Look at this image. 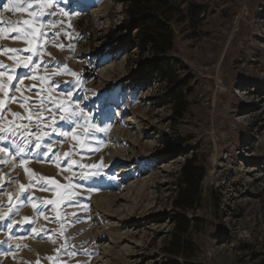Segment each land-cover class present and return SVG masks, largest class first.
Instances as JSON below:
<instances>
[{"label":"rangeland","instance_id":"1","mask_svg":"<svg viewBox=\"0 0 264 264\" xmlns=\"http://www.w3.org/2000/svg\"><path fill=\"white\" fill-rule=\"evenodd\" d=\"M172 1L181 14L163 67L189 102L179 120L149 49L120 26V0H50L42 11L55 14L44 16L37 4L9 12L0 0V79L14 75L0 111L5 125L19 113L32 134L0 133V264H168L172 200L189 157L205 175L188 212L187 263L264 264V0ZM31 11L38 31L25 36ZM41 99L50 111L37 129L25 108ZM53 100L84 115L61 121ZM40 132L48 135L37 149Z\"/></svg>","mask_w":264,"mask_h":264},{"label":"trees","instance_id":"2","mask_svg":"<svg viewBox=\"0 0 264 264\" xmlns=\"http://www.w3.org/2000/svg\"><path fill=\"white\" fill-rule=\"evenodd\" d=\"M120 1V26L134 32L141 49H149L152 55L151 66L160 73L169 89L172 117L175 120L181 119L189 102L185 98L183 87L176 82L170 68L163 67L165 56L173 49L172 23L180 20V8L172 0ZM105 37L108 39L107 44L113 43V30H108ZM204 175V168L192 157L187 158L181 167L172 200V233L169 241L163 246L164 252L170 256L168 264H188L187 261L193 256V245L187 233L195 226L196 218H190L188 212L199 206L200 183Z\"/></svg>","mask_w":264,"mask_h":264},{"label":"snow or ice","instance_id":"3","mask_svg":"<svg viewBox=\"0 0 264 264\" xmlns=\"http://www.w3.org/2000/svg\"><path fill=\"white\" fill-rule=\"evenodd\" d=\"M23 3L26 4L28 7H31V5L33 3L37 4L39 6V9H40L39 16H44L46 14L47 15H54L55 14L54 12L45 13L44 11H42V9H52L53 8V5L50 2V0H23ZM4 8H5V10H7L9 12H11V11H20V12L26 11V8L21 6V0H8V3L4 5ZM28 15L33 17V19L32 20H24L23 25H26L29 28H32V25L36 22V20L39 19V16L37 14V11H31L28 13ZM64 15H67V14H64ZM9 27H10L11 31H14L17 33H20L23 31V29L19 26H9ZM37 31H38L37 29L32 28L31 32L25 33V36H35ZM4 32H5V28L0 27V34H3ZM55 35H59V33H56ZM25 42L30 45L27 49H25V51L31 52L32 51L31 41L26 40ZM4 51L5 52H16L17 50L16 49H5ZM24 59H25V62L19 66L27 68L29 66V63H31V56L26 57ZM4 67H5V65H3L2 62H0V68H4ZM5 75H6L5 71H0V78L5 77ZM72 75H76V74L72 73ZM13 79H14V75H7L6 80L0 79V92H2L4 94V96H8L9 86L12 84ZM32 79H36V78L32 77ZM41 79L43 80L44 78H41ZM16 91H20V89L16 88ZM37 95H39V93H37ZM66 95L70 100L71 97L73 96V93L71 91H69ZM10 99L12 101H15L16 97L12 96V97H10ZM26 99L27 98H25V100ZM52 102L54 104H56L57 108H59L61 113H62L60 115L61 121H67L70 119L71 116H77V115L83 116L84 115L82 110L80 112H77L75 110L69 112V109L67 107H65V101H63V100L59 101L58 103L55 100H53ZM39 105H40L39 107H32L30 110L28 108H25V111L29 112L27 119L30 123L33 122V116L36 117L35 126L37 129L41 128V115L40 114L44 111H50L48 109L47 103H45V101L43 99H41L39 101ZM4 106H5V100L0 99V110H2L4 108ZM24 106H25L24 104H21V107H24ZM77 107H78V105H77ZM11 115L16 119L9 121L7 123V125H5L3 123L4 113H3V111H0V133H5L7 135H12V136H17L18 132L20 134L28 133L29 135H32L31 133H29V129H28L27 125H23V126L18 125L17 121L19 119H21L19 113H11ZM51 116L54 117L55 112H52ZM55 123H56L55 119H52V124H55ZM92 127H95V126L92 125ZM55 130L56 129L53 128V131H55ZM96 130L99 131L98 128ZM72 133H75V128L72 129ZM72 133L61 132L59 134L67 137ZM47 135H48V133H46V132H40L39 134H37L35 136V141H36L35 147L37 149H39L41 147L40 141L43 140V138ZM3 138H6V137H0V139H3ZM24 139L27 141V136H25ZM73 139H77V137L75 135H73ZM19 151L22 153L25 151V149L23 147H20ZM47 151L48 152L52 151L51 145L48 146ZM0 152H5V149H0ZM23 163H26V162L21 161V164H23ZM90 167H95V166H90ZM25 171L27 172L28 169H25ZM38 179L43 180L46 184H53V185L57 184L55 179L46 178L42 175L39 176ZM57 187H59V185H57ZM20 191H21V193H23L25 191L24 185H20ZM10 199H11V197H10ZM44 203L45 204H53V203H56V201L47 200V201H44ZM32 207L36 208V205L33 204ZM9 211H11V209H9ZM4 218H5L4 215H0V220H2ZM45 219H47V217H45ZM25 221H27V217H25ZM9 227H11V225H9ZM35 231L36 230L33 229V232H35Z\"/></svg>","mask_w":264,"mask_h":264},{"label":"bare ground","instance_id":"4","mask_svg":"<svg viewBox=\"0 0 264 264\" xmlns=\"http://www.w3.org/2000/svg\"><path fill=\"white\" fill-rule=\"evenodd\" d=\"M115 131H117V130H115ZM123 173H127V172H123ZM116 198H117V195H112L110 199L113 200V201H115ZM106 217H111V216H106Z\"/></svg>","mask_w":264,"mask_h":264}]
</instances>
